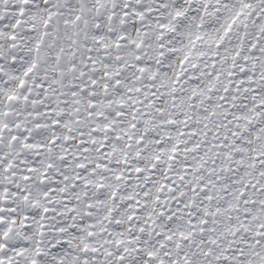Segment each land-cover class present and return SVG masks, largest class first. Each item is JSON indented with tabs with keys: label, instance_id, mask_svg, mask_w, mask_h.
Wrapping results in <instances>:
<instances>
[{
	"label": "snow or ice",
	"instance_id": "snow-or-ice-1",
	"mask_svg": "<svg viewBox=\"0 0 264 264\" xmlns=\"http://www.w3.org/2000/svg\"><path fill=\"white\" fill-rule=\"evenodd\" d=\"M0 264H264V0H0Z\"/></svg>",
	"mask_w": 264,
	"mask_h": 264
}]
</instances>
